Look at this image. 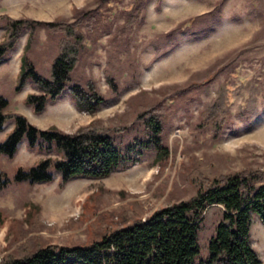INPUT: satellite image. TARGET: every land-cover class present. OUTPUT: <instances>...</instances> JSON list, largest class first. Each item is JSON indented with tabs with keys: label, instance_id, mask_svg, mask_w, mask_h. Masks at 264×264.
<instances>
[{
	"label": "rangeland",
	"instance_id": "374dc122",
	"mask_svg": "<svg viewBox=\"0 0 264 264\" xmlns=\"http://www.w3.org/2000/svg\"><path fill=\"white\" fill-rule=\"evenodd\" d=\"M141 2L0 0V41L7 19L71 21L74 8L92 12L90 27H78L86 47L70 84L84 85L90 79L104 98L91 114L79 110L67 92L40 112L27 105V94L39 92L33 83L27 80L18 92L13 90L26 29L0 63V97L8 102L4 113L17 112L38 128L67 133L95 126L123 152L134 139L144 138L142 122L154 116L162 123L169 155L161 166L154 151L147 150L139 162L107 177L74 178L64 185L58 175L48 183L11 182L0 191V258L47 244H86L106 228L187 200L195 194L191 172L213 180L246 169L264 170V0ZM186 25V31L177 30ZM60 37L38 25L31 42L29 59L45 77ZM214 100L220 110L217 120H224L219 135L210 122L199 124L200 112ZM12 127V121L5 124L0 142ZM44 157L23 141L12 157L0 155V169L11 178L18 167L35 165ZM96 192L97 198L88 197ZM221 211V206L210 205L203 213L199 257L208 255L207 242ZM111 212L113 221L97 219L99 213ZM250 235L264 264V227L256 217ZM22 243L24 248L17 249Z\"/></svg>",
	"mask_w": 264,
	"mask_h": 264
},
{
	"label": "trees",
	"instance_id": "16d2710c",
	"mask_svg": "<svg viewBox=\"0 0 264 264\" xmlns=\"http://www.w3.org/2000/svg\"><path fill=\"white\" fill-rule=\"evenodd\" d=\"M134 1H142V6L145 3V0ZM90 15V11L74 8L71 21L7 19L0 41V63L15 47L20 34L28 29L13 90L18 92L30 80L39 92L27 94L24 102L35 112L42 111L47 102L55 101L65 92L79 110L90 114L104 103L92 80L88 79L84 85L70 84L71 74L86 47L85 37L78 27L89 28ZM85 19H88L86 23ZM38 25L51 33L61 34L57 53L50 63L49 77L39 74L28 56ZM180 26L177 30L181 32L188 27ZM7 103L0 97V131L8 121L13 123L0 142V155L12 157L24 141L29 150L44 153L46 157L27 168L18 167L11 178L0 169V191L11 182L48 183L55 175L60 178L61 185L74 178L107 177L119 168L139 162L147 150L154 151V159L161 166L167 163L169 155L162 140L163 126L154 116L142 122L144 138L134 139L123 152L110 135L98 131L95 126H81L68 133L56 127L41 129L20 113H4L2 110ZM219 111L218 101L214 100L200 112L199 124L210 122L215 135L221 133L224 122L217 120ZM189 182L195 191L189 199L159 207L146 218L135 219L127 225L106 228L89 243L47 244L22 255L8 253L0 258V264H260L251 246L250 226L252 218L256 217L264 227V170L246 169L231 175H218L213 180L191 172ZM98 195L96 192L88 197L95 199ZM210 205H219L222 211L207 242L208 255L203 258L198 255L199 230L203 213ZM113 215L114 212L99 213L97 219L113 221ZM24 246L22 243L17 249L22 250Z\"/></svg>",
	"mask_w": 264,
	"mask_h": 264
}]
</instances>
